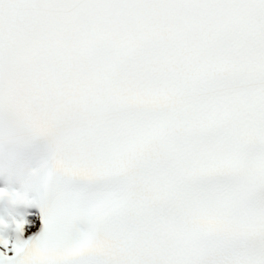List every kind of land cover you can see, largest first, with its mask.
<instances>
[{"label": "snow or ice", "instance_id": "6c2138e0", "mask_svg": "<svg viewBox=\"0 0 264 264\" xmlns=\"http://www.w3.org/2000/svg\"><path fill=\"white\" fill-rule=\"evenodd\" d=\"M0 264H264V0H0Z\"/></svg>", "mask_w": 264, "mask_h": 264}]
</instances>
